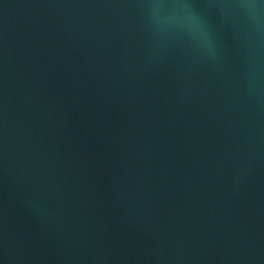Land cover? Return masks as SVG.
Instances as JSON below:
<instances>
[{"label":"water","instance_id":"95a60500","mask_svg":"<svg viewBox=\"0 0 264 264\" xmlns=\"http://www.w3.org/2000/svg\"><path fill=\"white\" fill-rule=\"evenodd\" d=\"M0 264H264V0H0Z\"/></svg>","mask_w":264,"mask_h":264}]
</instances>
